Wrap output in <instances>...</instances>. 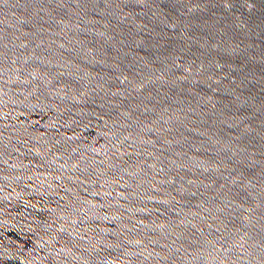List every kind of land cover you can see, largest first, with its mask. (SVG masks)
<instances>
[{"label": "water", "instance_id": "obj_1", "mask_svg": "<svg viewBox=\"0 0 264 264\" xmlns=\"http://www.w3.org/2000/svg\"><path fill=\"white\" fill-rule=\"evenodd\" d=\"M0 264H264V0H0Z\"/></svg>", "mask_w": 264, "mask_h": 264}]
</instances>
